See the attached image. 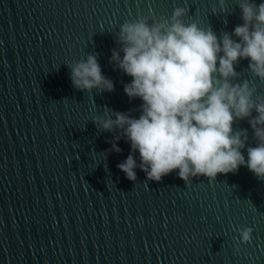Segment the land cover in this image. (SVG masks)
Returning a JSON list of instances; mask_svg holds the SVG:
<instances>
[{
    "label": "water",
    "instance_id": "95a60500",
    "mask_svg": "<svg viewBox=\"0 0 264 264\" xmlns=\"http://www.w3.org/2000/svg\"><path fill=\"white\" fill-rule=\"evenodd\" d=\"M260 2L0 0V264H264V176L246 165L247 149L261 142L255 107L231 124L245 164L187 182L177 170L149 179L123 129L102 127L117 112H141L112 58L123 56L122 25L179 21L218 43L239 41L240 6ZM89 55L111 91L73 84L72 67ZM233 71L229 84L264 103V78L249 60L238 58ZM129 155L134 180L117 167Z\"/></svg>",
    "mask_w": 264,
    "mask_h": 264
},
{
    "label": "clouds",
    "instance_id": "9594fccd",
    "mask_svg": "<svg viewBox=\"0 0 264 264\" xmlns=\"http://www.w3.org/2000/svg\"><path fill=\"white\" fill-rule=\"evenodd\" d=\"M240 7L244 23L233 29L239 41L224 35L218 43L211 31L179 21L167 27L122 25L123 56L113 52L112 58L131 77L123 90L141 100V112L137 118L117 112L115 120L104 121L102 127L110 129L114 123L123 129L149 179L159 181L173 170L186 182L190 175L211 178L234 172L245 160L239 151L242 141L231 124L234 117L248 116L253 107L258 115L250 123L261 142L247 149L246 165L256 176H264V128L256 127L264 125V103L253 105L247 85L231 86L227 79L234 75L238 58H247L249 67L264 78V0L255 7ZM179 15L177 9L174 16ZM214 73L222 79H215ZM72 82L84 89L113 88L91 55L72 67ZM113 150L119 151L115 144ZM134 166L131 155L117 165L129 180L135 179ZM250 232L243 229L241 240L247 242Z\"/></svg>",
    "mask_w": 264,
    "mask_h": 264
}]
</instances>
